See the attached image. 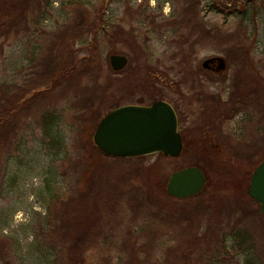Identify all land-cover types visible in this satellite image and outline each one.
I'll list each match as a JSON object with an SVG mask.
<instances>
[{"label": "rangeland", "instance_id": "374dc122", "mask_svg": "<svg viewBox=\"0 0 264 264\" xmlns=\"http://www.w3.org/2000/svg\"><path fill=\"white\" fill-rule=\"evenodd\" d=\"M209 2H27L0 36V264H76L78 236L99 243L78 264H264V216L247 192L264 157V0L231 16ZM96 11L90 53L79 32ZM194 13L201 25L191 33ZM115 25L124 34L106 39ZM112 53L128 57L123 69L112 70ZM89 54L92 63L58 76ZM216 55L224 70L202 67ZM157 99L179 113L181 153L127 164L103 156L93 142L99 119ZM234 102L242 110L232 113ZM207 128L220 152L199 151ZM192 165L206 176L203 190L170 197V174Z\"/></svg>", "mask_w": 264, "mask_h": 264}, {"label": "water", "instance_id": "95a60500", "mask_svg": "<svg viewBox=\"0 0 264 264\" xmlns=\"http://www.w3.org/2000/svg\"><path fill=\"white\" fill-rule=\"evenodd\" d=\"M217 61L216 70L226 68L225 58L216 55L202 62L203 68ZM128 63L124 54L112 53L109 64L115 71ZM93 142L107 156L131 158L162 153L178 156L183 148L178 128V116L173 105L157 99L149 104L126 103L105 113L93 132ZM205 184V175L198 166H187L172 172L166 192L176 198H188L199 193ZM248 195L259 204L264 216V158L254 167L247 189Z\"/></svg>", "mask_w": 264, "mask_h": 264}, {"label": "trees", "instance_id": "16d2710c", "mask_svg": "<svg viewBox=\"0 0 264 264\" xmlns=\"http://www.w3.org/2000/svg\"><path fill=\"white\" fill-rule=\"evenodd\" d=\"M28 1L29 0H25L23 3L20 4V7L18 9H15V10L12 8V6L0 5V36H4L8 32H10L11 29L14 27V25H16L17 22H20V20L21 21L23 20L22 15L24 14V10H25V7H26V4ZM250 1L254 2L255 0H210L208 7L210 8V10H213L217 13L222 14V15L231 16V15H236V14L241 13L242 10L244 9V7L242 8V6H245ZM97 13H98L97 11L95 13L89 12V13H87L88 15L85 16L81 20V23H83V26L80 28L79 33L81 34V36H83L84 33L89 35V39L87 41V43H88L87 47H89V48L88 49L86 47H84V48L89 50L90 53H91V50L93 51V47H96V45L98 43L97 40H98L99 36L101 35L100 30L102 28V19H101L102 15H98ZM190 19H194V25H193L192 31H191V33H194V31L200 27L201 21L197 17L196 13H194V15L190 16ZM209 31L210 30H207L206 33H210ZM124 32L125 31L123 30V27H119V26L115 25V26H112V29L110 30V32L105 33L104 37L106 39L111 40L112 39L111 34H118V35L122 36L124 34ZM71 60H74V63L65 64L63 69H61L60 72L58 73V76H59V74H61L62 71H64V73H67V72L73 70L74 67L76 66L75 65L76 63H81V64L86 63V62L92 63L93 55H90V54L84 55L82 58H79V59H77L73 56L71 58ZM237 106H238L237 103L234 102L232 113H236L237 111L242 110L243 106L242 107L241 106L237 107ZM0 114H1V112H0ZM101 154L103 156H106V157L111 158V159L120 160L124 164H127L128 161H136L138 158L141 157L140 156V157H133V158L132 157L131 158H119V157L104 155L102 152H101ZM198 195L199 194H197L196 196H198ZM196 196H194V197H196ZM172 198L177 199V200H181V199L175 198L173 196H172ZM183 199H186V198H183ZM187 199H189V198H187ZM75 220L76 219H74L73 223L75 222ZM77 223H78V221L75 224H73V226L74 225L76 226ZM83 240H84L83 236H78L74 239L75 242L73 243V247H74L73 250H74L75 256H76V258L74 259V263H76V264H78V262L81 263L82 260L84 261L85 258L82 259V257H85L84 254L91 248V246H93L95 244L98 246V244H99L97 242V240L91 239L90 241L85 240V242ZM131 245H133V244H130L128 247H131ZM88 264H91V262H89Z\"/></svg>", "mask_w": 264, "mask_h": 264}, {"label": "flooded vegetation", "instance_id": "af4514ba", "mask_svg": "<svg viewBox=\"0 0 264 264\" xmlns=\"http://www.w3.org/2000/svg\"><path fill=\"white\" fill-rule=\"evenodd\" d=\"M226 61V60H225ZM216 65H217V61H214L212 63H210V67L209 68H205L206 70H209V71H212V72H219L216 70ZM174 109L176 110V113H177V116H178V128H179V132L181 134V137H182V142H183V145H184V139H185V136L184 134L180 131V116H179V113L177 111V109L175 108V106L173 105ZM209 129H205V132L202 136V138H200L198 141H197V144L199 145V151L200 152H206V153H209L211 154V150L209 149V146H211L212 148H215L217 152H220L221 150L218 149L219 147V144L218 143H212V137H209ZM211 142V144L209 145V143ZM204 173V172H203ZM205 175V174H204ZM206 182H207V179H206V176H205V184H204V187L206 185ZM203 187V188H204ZM203 190V189H202ZM201 190V191H202ZM200 191V192H201ZM199 192V193H200ZM197 193V194H199ZM197 194L193 195V196H190L188 198H191V197H194L196 196Z\"/></svg>", "mask_w": 264, "mask_h": 264}]
</instances>
